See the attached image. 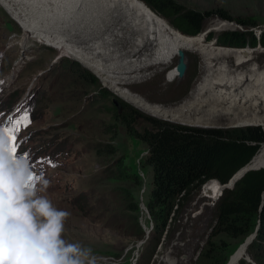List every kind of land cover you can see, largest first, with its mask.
<instances>
[{
	"label": "rangeland",
	"instance_id": "374dc122",
	"mask_svg": "<svg viewBox=\"0 0 264 264\" xmlns=\"http://www.w3.org/2000/svg\"><path fill=\"white\" fill-rule=\"evenodd\" d=\"M174 3L182 7V12H209L197 35L185 33L177 26L191 29L180 12L169 11L164 15L151 10L179 33L199 37L203 44L246 52L244 56L236 52V59L208 53L207 68L237 72L248 66L251 71L261 68L264 72V0H174ZM218 9L227 12L231 20L221 18ZM121 31L116 34L119 39L125 35ZM36 39L24 33L0 5V119L20 97L28 98V106L16 119L27 113L31 123L16 134V152L57 155L42 176L49 181L42 195L57 209L70 213L63 238L91 248L97 264H203L209 243L224 251L207 264H214L217 257L224 259L223 264H229L232 258L231 264L240 260L256 264L252 257L254 250L247 253L243 246L252 233L236 239L220 233L207 241L216 204L209 205L201 188L178 210L174 220L167 221L155 246L149 247L155 224L146 208L153 188L151 168L145 163L147 145L128 134L126 123L143 131L151 127L146 117L167 120L133 106L105 87L79 61ZM238 39H244L242 45L248 47L230 44ZM163 45L164 53L146 60L144 56L152 53L151 45L144 51H134L133 46L124 48L120 55L126 60L113 69L107 68V76L143 101L158 106L180 102L203 73L202 57L191 49ZM249 50L251 53H247ZM134 52L137 58L129 59ZM210 121L213 124L209 126L195 127H246L222 126L223 120L217 116ZM212 181L204 185H212ZM207 195L217 198L214 205L223 193ZM243 253L253 263L241 259Z\"/></svg>",
	"mask_w": 264,
	"mask_h": 264
},
{
	"label": "bare ground",
	"instance_id": "6f19581e",
	"mask_svg": "<svg viewBox=\"0 0 264 264\" xmlns=\"http://www.w3.org/2000/svg\"><path fill=\"white\" fill-rule=\"evenodd\" d=\"M0 5L24 33L79 61L110 91L144 112L172 122L199 126L213 124L210 121L213 116L222 118L221 125L225 127L264 125V72L261 68L251 71L246 66L237 72L207 68L210 65L205 58L208 53L234 59L236 52L246 54L239 49L206 45L199 37L179 33L140 0H0ZM120 30L125 34L122 39L116 35ZM164 43L191 49L202 57L203 73L180 102L158 106L143 101L107 76V68L113 69L126 60L120 55L124 48L133 46L134 51H144L151 45L152 53L144 56V60L155 59L158 53H164ZM136 54L128 58H137ZM205 187L204 197L215 201L217 198L207 193L219 194L217 183L207 186V193ZM243 254L241 259L247 253ZM233 261L234 258L229 264Z\"/></svg>",
	"mask_w": 264,
	"mask_h": 264
},
{
	"label": "trees",
	"instance_id": "16d2710c",
	"mask_svg": "<svg viewBox=\"0 0 264 264\" xmlns=\"http://www.w3.org/2000/svg\"><path fill=\"white\" fill-rule=\"evenodd\" d=\"M144 1L164 15L169 11L180 12V17L191 29L181 24L177 26L192 35L201 31L203 19L210 15L208 11L182 12V7L174 0ZM217 14L231 20L222 9H218ZM230 44L243 46L244 39L232 40ZM95 81L93 79L92 83ZM146 119L151 127L137 131L132 124L126 123V129L129 135L147 145L145 163L151 168L153 188L146 208L155 224L149 247L155 246L167 221L174 220L178 210L190 202L207 181L217 178L225 183L241 167H260L246 171L232 188L224 190L214 208L207 241L220 233L235 239L243 238L253 233L259 223L256 237L246 251L252 254L254 250L255 263L264 264V128L257 125L234 129L202 128L153 117ZM209 245L203 264L213 261L214 256L224 251L215 244ZM214 261V264L225 262L219 257ZM238 264L245 263L240 260Z\"/></svg>",
	"mask_w": 264,
	"mask_h": 264
},
{
	"label": "clouds",
	"instance_id": "9594fccd",
	"mask_svg": "<svg viewBox=\"0 0 264 264\" xmlns=\"http://www.w3.org/2000/svg\"><path fill=\"white\" fill-rule=\"evenodd\" d=\"M10 143L0 133V264H97L91 248L63 238L70 213L42 195L44 172L33 180L29 160L13 155Z\"/></svg>",
	"mask_w": 264,
	"mask_h": 264
},
{
	"label": "snow or ice",
	"instance_id": "6c2138e0",
	"mask_svg": "<svg viewBox=\"0 0 264 264\" xmlns=\"http://www.w3.org/2000/svg\"><path fill=\"white\" fill-rule=\"evenodd\" d=\"M30 123H31L30 118H29L28 114L25 113L19 119H16L14 122H11L8 126L0 128V133L7 135L10 139V142H11L10 143V149H11V152L13 153V155H15L17 153L16 149H17L18 145L16 143V139H17L16 134L19 132L21 127H27ZM24 156H25V159H28L27 153H25ZM32 179L38 180L39 177L34 175L32 177Z\"/></svg>",
	"mask_w": 264,
	"mask_h": 264
},
{
	"label": "water",
	"instance_id": "95a60500",
	"mask_svg": "<svg viewBox=\"0 0 264 264\" xmlns=\"http://www.w3.org/2000/svg\"><path fill=\"white\" fill-rule=\"evenodd\" d=\"M239 47H248V46H239ZM243 54H246L245 51H243ZM166 120V119H164ZM167 121H170V120H167ZM179 124H182V125H188V126H195V125H192V124H185V123H179ZM250 125V124H249ZM202 127H205V126H202ZM262 128H264V126H262ZM260 167H241L239 170H237L236 172L233 173V175L228 179V181L226 182V186H225V189H230L233 187L234 183L248 170H252V169H259ZM264 168V167H263ZM264 195V193H263ZM260 210H261V207H260ZM258 227H259V223L257 224L254 232L250 235L251 238L249 241H245L244 243L246 244V248L252 243V241L254 240V238L256 237V233H257V230H258ZM211 230H209L207 236H206V239H208V236H209V233H210ZM244 259H246L247 261H249L250 263H253L247 254H245V257Z\"/></svg>",
	"mask_w": 264,
	"mask_h": 264
},
{
	"label": "built area",
	"instance_id": "2783aa9c",
	"mask_svg": "<svg viewBox=\"0 0 264 264\" xmlns=\"http://www.w3.org/2000/svg\"><path fill=\"white\" fill-rule=\"evenodd\" d=\"M214 182H216L217 183V189H218V191H219V194L218 195H221L223 192H224V190H225V186H226V183H222V182H220L217 178H214V181H212V183H214ZM205 186V185H204ZM204 186H202L201 187V191H202V195L204 196V193H203V187ZM205 198H207V197H205ZM207 199H209V198H207ZM209 205L210 206H212V204H213V202H215L214 200H210L209 199Z\"/></svg>",
	"mask_w": 264,
	"mask_h": 264
}]
</instances>
